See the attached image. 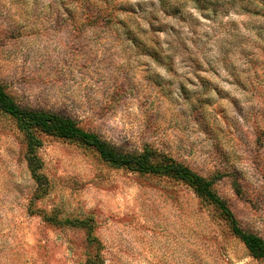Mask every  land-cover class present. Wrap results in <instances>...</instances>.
Masks as SVG:
<instances>
[{"label": "rangeland", "instance_id": "obj_1", "mask_svg": "<svg viewBox=\"0 0 264 264\" xmlns=\"http://www.w3.org/2000/svg\"><path fill=\"white\" fill-rule=\"evenodd\" d=\"M0 83L125 152L184 162L264 238V0H0ZM40 138L42 182L0 110V264H264L184 182Z\"/></svg>", "mask_w": 264, "mask_h": 264}, {"label": "trees", "instance_id": "obj_2", "mask_svg": "<svg viewBox=\"0 0 264 264\" xmlns=\"http://www.w3.org/2000/svg\"><path fill=\"white\" fill-rule=\"evenodd\" d=\"M204 0H195L202 5ZM0 110L15 120L18 130L24 134L27 146L26 161L32 175L42 182L40 173L43 163L38 151L43 147L41 135L53 136L94 149L103 161L112 168L126 169L135 173L167 176L184 182L196 195L210 203L228 223L232 233L245 245L249 255L264 260V238L245 230L231 203L219 194L212 179L195 172L184 162H180L154 146H147L142 152H125L107 142L98 134L85 130L79 123L61 112L38 110L20 105L0 83ZM67 223L70 224V221ZM87 230L90 245L102 247L95 234L94 225L80 221ZM89 223V224H88ZM100 254L86 264H102Z\"/></svg>", "mask_w": 264, "mask_h": 264}]
</instances>
